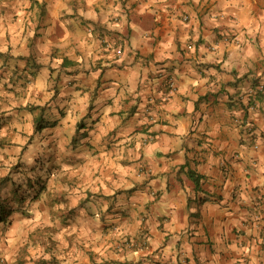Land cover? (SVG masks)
<instances>
[{
  "label": "crops",
  "instance_id": "1",
  "mask_svg": "<svg viewBox=\"0 0 264 264\" xmlns=\"http://www.w3.org/2000/svg\"><path fill=\"white\" fill-rule=\"evenodd\" d=\"M0 43L102 238L64 264H264V0H0Z\"/></svg>",
  "mask_w": 264,
  "mask_h": 264
},
{
  "label": "rangeland",
  "instance_id": "2",
  "mask_svg": "<svg viewBox=\"0 0 264 264\" xmlns=\"http://www.w3.org/2000/svg\"><path fill=\"white\" fill-rule=\"evenodd\" d=\"M4 46L0 43V52L7 51ZM9 57H0V181L10 178L0 200L13 214L9 224L0 226V246L8 249V254L5 248L0 252V264H18V255L25 264L40 260L64 264L85 250L89 257L96 255L102 238L95 225L86 224L95 215L66 204L70 190L76 189L72 196L79 197V167L64 155L71 149L54 130L35 131L37 116L42 113L44 121L51 118L49 90L37 76L39 68ZM28 107L39 108L33 112ZM37 190L40 197L33 200Z\"/></svg>",
  "mask_w": 264,
  "mask_h": 264
},
{
  "label": "trees",
  "instance_id": "3",
  "mask_svg": "<svg viewBox=\"0 0 264 264\" xmlns=\"http://www.w3.org/2000/svg\"><path fill=\"white\" fill-rule=\"evenodd\" d=\"M0 57H2V54L0 53ZM36 108H39V107H28V109L30 111H35ZM43 109V108H42ZM54 124H50L48 121H44V115L41 113V115L37 116L35 118V131L37 133H40L42 131H44L45 129L49 128V127H53ZM190 178L194 181V183L196 184V187L197 189H199L200 187V176H198L195 172H191L190 173ZM10 178L9 179H2L0 181V193L2 191V188L7 186L8 184H10ZM13 193H15V190L13 189ZM20 194V193H19ZM41 194L38 190L36 192V195L33 197V200L34 199H37L40 197ZM18 197H20L18 195ZM22 198H20L21 200ZM13 214V210L11 207L8 208V205H5L4 203H1V200H0V226L1 225H4L5 224H9L10 223V217L12 216ZM37 264H53V262L51 261H44V260H40L36 262Z\"/></svg>",
  "mask_w": 264,
  "mask_h": 264
},
{
  "label": "built area",
  "instance_id": "4",
  "mask_svg": "<svg viewBox=\"0 0 264 264\" xmlns=\"http://www.w3.org/2000/svg\"><path fill=\"white\" fill-rule=\"evenodd\" d=\"M167 84H168V86H169V88H170L171 91H173L174 89H176V83H175V81H174L173 78L169 77L167 79ZM260 90L264 92V87H261ZM150 101H151L150 102L151 104H154V103H152V100H150ZM1 262H3V261L0 259V263Z\"/></svg>",
  "mask_w": 264,
  "mask_h": 264
}]
</instances>
